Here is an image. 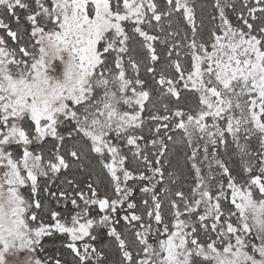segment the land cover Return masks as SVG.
<instances>
[{"label":"snow or ice","instance_id":"6c2138e0","mask_svg":"<svg viewBox=\"0 0 264 264\" xmlns=\"http://www.w3.org/2000/svg\"><path fill=\"white\" fill-rule=\"evenodd\" d=\"M0 264H264V0H0Z\"/></svg>","mask_w":264,"mask_h":264}]
</instances>
